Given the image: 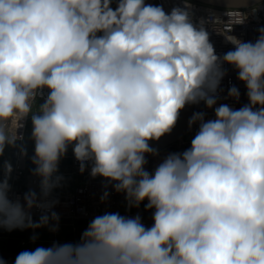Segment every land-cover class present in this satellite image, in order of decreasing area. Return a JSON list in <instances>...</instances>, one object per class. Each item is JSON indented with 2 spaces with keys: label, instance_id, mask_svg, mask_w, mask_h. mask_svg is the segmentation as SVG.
Masks as SVG:
<instances>
[{
  "label": "clouds",
  "instance_id": "obj_1",
  "mask_svg": "<svg viewBox=\"0 0 264 264\" xmlns=\"http://www.w3.org/2000/svg\"><path fill=\"white\" fill-rule=\"evenodd\" d=\"M262 8L0 0V236L30 231L35 245L11 264H264V25L254 40L235 34ZM213 34L232 47L218 53ZM188 108L189 146L162 152ZM69 152L101 181L100 203L115 192L124 211L40 245V230L60 231Z\"/></svg>",
  "mask_w": 264,
  "mask_h": 264
},
{
  "label": "built area",
  "instance_id": "obj_2",
  "mask_svg": "<svg viewBox=\"0 0 264 264\" xmlns=\"http://www.w3.org/2000/svg\"><path fill=\"white\" fill-rule=\"evenodd\" d=\"M173 5L171 3L165 4V8L168 9L172 7ZM209 5L205 4H197L198 8H206ZM214 7V6H213ZM218 10L222 11L223 8L215 7ZM259 20L256 19H250L245 25L243 26H237L235 28V34L239 37H241L244 40H254L257 32L256 29L260 25H264V8H262L258 13ZM224 24L215 25L221 33H223L224 30ZM212 41L216 47V50L218 53L223 54L224 52L228 51L232 46L225 44L222 36H217L213 34ZM233 83H236L238 87H240L241 92L243 94L244 87L242 84H239L238 81H236L235 73L231 72L229 77ZM228 80H225V86H227ZM246 102L243 97L241 103ZM239 107V105H237ZM196 110L193 108V111ZM192 111V112H193ZM187 129V128H186ZM186 134L189 136V139H184L182 142H176L174 144H171L170 146L166 147L165 149L161 150L164 151H172V150H180L184 147H188L189 140H190V134ZM11 153H8L6 158H9ZM71 162H72V172L76 176H81L78 173V166L76 161L73 159L72 155ZM18 177V179H14V187L17 191L23 192L25 188L20 187L19 183L24 179L27 178L26 175V168L14 173V178ZM103 193V189L101 186V181L99 179L91 180L88 177V174L85 173L82 176V179L80 183L75 184L74 187L69 191H63L60 195V204H58L53 210L56 211L60 216V223H59V229H62V221L68 220L77 222L80 220H86L90 221L91 218L103 211H121L123 213L122 209V203H123V196L120 194H116L115 192L111 193V196L109 198V202L107 204H101L100 203V196ZM145 222L150 224V214L144 213ZM0 253L1 250H0Z\"/></svg>",
  "mask_w": 264,
  "mask_h": 264
},
{
  "label": "crops",
  "instance_id": "obj_3",
  "mask_svg": "<svg viewBox=\"0 0 264 264\" xmlns=\"http://www.w3.org/2000/svg\"><path fill=\"white\" fill-rule=\"evenodd\" d=\"M189 146V145H188ZM31 151V147H30ZM71 152H69V155L67 159L62 161L61 163V172L71 178L70 186L64 190L69 191L71 190L75 184L80 183L82 176H76L72 172V162H71ZM10 159H12L13 164L15 165V157L12 156V154L9 156ZM26 175H27V169H26ZM27 183V178H24L20 183V187L25 188ZM122 209L124 210L123 206ZM86 220H80L77 222L64 220L62 221V229L59 231L58 234H52L47 229L40 230V239L38 240V244L40 245H50L51 242L54 239H59L61 241H68V240H74L79 236V233L86 227L87 225ZM31 235L30 231H14L12 233L4 232L2 236H0V250L2 252V255L6 260L9 261V264H11V261L14 260V257L18 252L24 249H31L35 247V245L31 244L29 242V236Z\"/></svg>",
  "mask_w": 264,
  "mask_h": 264
},
{
  "label": "water",
  "instance_id": "obj_4",
  "mask_svg": "<svg viewBox=\"0 0 264 264\" xmlns=\"http://www.w3.org/2000/svg\"><path fill=\"white\" fill-rule=\"evenodd\" d=\"M212 6L224 8L223 4H215ZM192 111H193V108L186 109L182 113L181 120L177 128L174 130L173 134L171 136H166L162 138L161 141L158 142V144H155L154 146L159 147L161 150H163L166 147L170 146L171 144H174L176 142H182L184 139H189V136L186 134V128H187V120L191 116Z\"/></svg>",
  "mask_w": 264,
  "mask_h": 264
}]
</instances>
